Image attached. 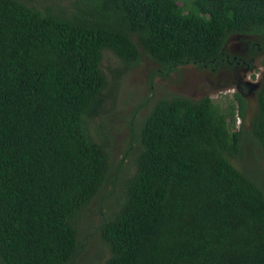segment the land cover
<instances>
[{
    "label": "trees",
    "instance_id": "obj_1",
    "mask_svg": "<svg viewBox=\"0 0 264 264\" xmlns=\"http://www.w3.org/2000/svg\"><path fill=\"white\" fill-rule=\"evenodd\" d=\"M231 36L248 59L230 56ZM146 55L180 66L253 68L264 54V0H0V264H70L77 222L111 177L89 132L117 75ZM264 65V59L262 60ZM221 110L204 95L156 99L127 141L134 171L106 206L109 250L89 264H264V190L228 157L242 152L246 99ZM264 153V89L245 135Z\"/></svg>",
    "mask_w": 264,
    "mask_h": 264
},
{
    "label": "rangeland",
    "instance_id": "obj_2",
    "mask_svg": "<svg viewBox=\"0 0 264 264\" xmlns=\"http://www.w3.org/2000/svg\"><path fill=\"white\" fill-rule=\"evenodd\" d=\"M35 3H52L53 0H33ZM65 5L66 0H61ZM238 36H231L226 43V53L230 56H243L249 60L248 42ZM264 54L253 58V70H248L245 64L240 66H220L217 69L200 68L193 64L180 66L166 77L155 76L157 64L145 54L137 64L126 67L112 52L105 51L101 65L109 78L107 89H111L112 77L116 74L115 85L109 97L105 100L99 114L90 123L89 132L97 142L104 143L109 152L111 177L113 183L104 185L103 189L91 200L88 207L77 222L78 241L81 248L75 261L70 264H89L107 258L109 250L100 237V224L106 212V206L113 207L108 190L121 191L120 180L134 171L131 153H126L127 141L137 133L142 118L148 113L154 101L163 96L179 94L192 99L204 95L213 103L226 110L230 105L236 108L238 100L234 95L239 90L240 83L245 79L252 80L254 87H241V95L246 99L245 117L235 114L233 129L241 124L246 127L242 152L237 157H228L230 162L248 175L259 180L264 190V153L246 138L250 119L256 108V92L264 89ZM254 72V79H251ZM260 79V81H259ZM252 84V83H251ZM112 191V190H111ZM115 198L118 194L112 191Z\"/></svg>",
    "mask_w": 264,
    "mask_h": 264
},
{
    "label": "flooded vegetation",
    "instance_id": "obj_3",
    "mask_svg": "<svg viewBox=\"0 0 264 264\" xmlns=\"http://www.w3.org/2000/svg\"><path fill=\"white\" fill-rule=\"evenodd\" d=\"M262 55V54H261ZM260 55V56H261ZM250 70H253V68L252 69H250ZM251 79H254V72H251ZM259 81H260V79H259ZM252 83V84H251ZM242 84H244L246 87H250V88H252V87H254L255 85H257V84H255L254 82H252V80H250V81H246L245 79H243L242 80V83H240V88H239V90H238V92L239 93H242V89H241V87H245V86H243ZM254 85V86H253Z\"/></svg>",
    "mask_w": 264,
    "mask_h": 264
}]
</instances>
